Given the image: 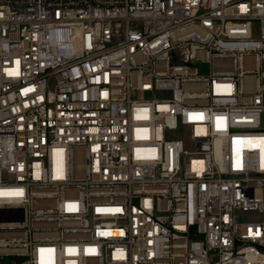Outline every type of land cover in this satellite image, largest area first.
Returning a JSON list of instances; mask_svg holds the SVG:
<instances>
[{
	"label": "built area",
	"instance_id": "obj_1",
	"mask_svg": "<svg viewBox=\"0 0 264 264\" xmlns=\"http://www.w3.org/2000/svg\"><path fill=\"white\" fill-rule=\"evenodd\" d=\"M0 261L264 264V0H0Z\"/></svg>",
	"mask_w": 264,
	"mask_h": 264
},
{
	"label": "rangeland",
	"instance_id": "obj_2",
	"mask_svg": "<svg viewBox=\"0 0 264 264\" xmlns=\"http://www.w3.org/2000/svg\"><path fill=\"white\" fill-rule=\"evenodd\" d=\"M206 68V66L204 67V69ZM252 217V215L251 214H239L238 215V218L239 219H249V218H251ZM3 261H0V264L2 263Z\"/></svg>",
	"mask_w": 264,
	"mask_h": 264
},
{
	"label": "snow or ice",
	"instance_id": "obj_3",
	"mask_svg": "<svg viewBox=\"0 0 264 264\" xmlns=\"http://www.w3.org/2000/svg\"><path fill=\"white\" fill-rule=\"evenodd\" d=\"M21 193H16V195H20Z\"/></svg>",
	"mask_w": 264,
	"mask_h": 264
}]
</instances>
